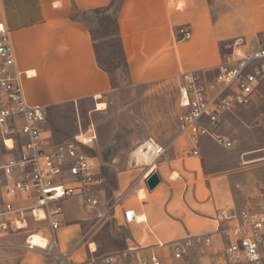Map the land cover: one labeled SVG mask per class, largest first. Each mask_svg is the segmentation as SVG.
I'll return each instance as SVG.
<instances>
[{
	"label": "crops",
	"instance_id": "obj_1",
	"mask_svg": "<svg viewBox=\"0 0 264 264\" xmlns=\"http://www.w3.org/2000/svg\"><path fill=\"white\" fill-rule=\"evenodd\" d=\"M112 1L0 0V23H5L10 33L16 67L28 74L23 86L29 106L47 110L110 95L112 79L98 64L88 24L95 20L94 10L108 7ZM118 22L130 80L142 85L175 80L186 72H214L223 61L222 43L228 48L236 38L264 33V0H121ZM184 25L193 35L181 41L176 30ZM230 115L235 113L224 116L222 124L231 120ZM221 129L223 135L229 134L226 128ZM210 141L203 138L201 157L191 154L187 139L176 141L156 166L162 181L154 191L143 181L146 168L121 173L120 188L134 184L135 189H130L112 217L123 226L124 211L134 210L137 216L147 217L126 226L131 245L145 248V255L158 254L168 264H207L200 253L185 263L176 262L166 248L157 245L213 233L218 228L219 210H243L246 202L240 196L244 194L264 196V150L244 156L232 173L204 166L210 159L215 167L218 151ZM173 174L178 177L173 179ZM142 184L148 195L140 201ZM29 205L27 201L16 203L18 208ZM65 205L79 208L68 222L95 218L108 209L105 204L93 212L85 211L79 199ZM64 229L71 235L65 236ZM61 230L60 247L62 237L72 245L82 228L74 224ZM21 237L23 233L0 238V264H31L30 251L20 249Z\"/></svg>",
	"mask_w": 264,
	"mask_h": 264
},
{
	"label": "built area",
	"instance_id": "obj_2",
	"mask_svg": "<svg viewBox=\"0 0 264 264\" xmlns=\"http://www.w3.org/2000/svg\"><path fill=\"white\" fill-rule=\"evenodd\" d=\"M176 33L182 41L193 35L185 25ZM229 49L214 72H186L174 80L180 110L175 142L187 139L196 157H201L205 137L227 150L238 147V140L221 133L223 118L248 105L264 86V33L254 44L245 37L236 38ZM26 75L17 69L10 33L5 23H0V238L30 232L32 218L36 223H45L38 235L48 244L45 248L34 246L29 242L34 234L23 247L42 252L52 264H95L94 257L87 263L73 259L91 231L60 255L54 250L61 243L59 233L65 221L66 202L79 199L87 211L102 204L98 189L102 183L101 160L90 152L98 134L90 128L72 139L55 142L47 127V110L31 107L26 101ZM171 146L149 139L132 153L129 165L147 169L143 176L146 183L155 171L148 172L149 164H139V156H148L157 166ZM23 201L30 205L18 208L16 203ZM120 205L115 200L98 219L107 218ZM123 218L125 226L138 223L134 210L124 211ZM216 221L218 228L213 233L157 246L166 248L179 263L187 262L201 249L207 264H264V201L257 209L219 210ZM92 244L88 249L93 256L96 250H92ZM143 250L129 245L104 263L168 264L158 254L145 255Z\"/></svg>",
	"mask_w": 264,
	"mask_h": 264
},
{
	"label": "rangeland",
	"instance_id": "obj_3",
	"mask_svg": "<svg viewBox=\"0 0 264 264\" xmlns=\"http://www.w3.org/2000/svg\"><path fill=\"white\" fill-rule=\"evenodd\" d=\"M118 5L119 1L116 6ZM94 16V22L88 24L89 29H97V18L95 14ZM261 34L255 38L247 39L254 44ZM225 49L230 51L229 46ZM111 79L116 88H112V92L106 98L98 101L88 99L81 103H65L47 112V127L57 143L72 139L90 128L96 130L98 139L94 149L90 152L101 160L99 178L102 183L98 187L102 197L100 206L104 207L106 204L107 208L116 198L122 204L125 196L129 195L130 189L135 187L132 184L129 189L120 188L119 177L121 173L133 169L129 165L130 157L138 147L149 139H155L166 146L175 143L178 136L177 115L180 111L173 79L134 85L131 80L126 81L123 73L118 70L112 73ZM97 103L104 104L106 108L103 111H98ZM230 119L226 124L225 122L222 124L221 130L226 128L229 132L226 135L239 141L238 147L227 150L210 141L211 146L218 151L217 156L214 155L216 156L215 167H212L213 162L210 159L204 166L234 173L244 156L257 149L264 150V86L248 105L237 109L235 116L230 115ZM204 149L208 151L207 148ZM242 166L243 168L247 167L246 165ZM155 171L158 172L157 168ZM171 177L176 179L178 175L173 174ZM143 188L146 189L144 185ZM146 193L148 195L147 190ZM240 197L245 198V209H257L261 200L264 201V196L258 198L257 195L244 194ZM65 210L62 229L80 224L82 231L77 240L91 231L84 240L83 247L74 255L75 261L87 263L92 259L91 257H94L95 264H105L106 258L123 252L131 245L130 230L126 226L119 225L112 216L103 220L98 219L97 216L87 220L68 222L67 218L76 215L79 208L74 205H65ZM44 226L45 223H36L30 218L28 227L30 232L23 233L21 238L24 239L19 242L21 243L20 249L25 248L23 245H26L30 235L39 234ZM62 232L65 236L71 235L69 230L64 229ZM40 236L42 235L40 234ZM71 243L69 244L65 237H62L61 247L56 248L54 254L60 255L61 252H65ZM90 244H92V250H96L93 256L88 249ZM29 251L31 264L52 263V260L44 256L42 252ZM199 253L203 255V250H198L195 254L196 258ZM85 254L86 256H84Z\"/></svg>",
	"mask_w": 264,
	"mask_h": 264
},
{
	"label": "trees",
	"instance_id": "obj_4",
	"mask_svg": "<svg viewBox=\"0 0 264 264\" xmlns=\"http://www.w3.org/2000/svg\"><path fill=\"white\" fill-rule=\"evenodd\" d=\"M118 1L119 5L116 6ZM120 2L121 0H113L108 7L93 11L97 18V29H90V33L94 41L99 66L111 77L112 73L118 70L123 73L126 81H129L130 68L122 43L118 22ZM221 53L223 58L228 53V50L225 49V43L221 44ZM112 88H116L113 82ZM83 101L85 100L80 101V103ZM56 107L58 106L48 108L47 112ZM112 215L113 211L109 213V216Z\"/></svg>",
	"mask_w": 264,
	"mask_h": 264
},
{
	"label": "bare ground",
	"instance_id": "obj_5",
	"mask_svg": "<svg viewBox=\"0 0 264 264\" xmlns=\"http://www.w3.org/2000/svg\"><path fill=\"white\" fill-rule=\"evenodd\" d=\"M105 108H106V106L104 104H98V106H97L98 111H103ZM144 163L151 165V167L149 168V170H150L149 172L155 171L156 165H155V163H153V160L151 158L146 156V159H143L142 157L139 156V164H144ZM146 194H147L146 189H143L142 191H140L138 200H140V201L143 200L144 195H146ZM146 219H147V217L144 214L137 216L138 222H144ZM29 242L32 243L34 246H38L41 248H45L48 244L47 240L42 238L38 234H35L34 236H32L30 238Z\"/></svg>",
	"mask_w": 264,
	"mask_h": 264
},
{
	"label": "water",
	"instance_id": "obj_6",
	"mask_svg": "<svg viewBox=\"0 0 264 264\" xmlns=\"http://www.w3.org/2000/svg\"><path fill=\"white\" fill-rule=\"evenodd\" d=\"M161 176L155 171L153 172L146 181V186L150 191H154L161 184Z\"/></svg>",
	"mask_w": 264,
	"mask_h": 264
}]
</instances>
